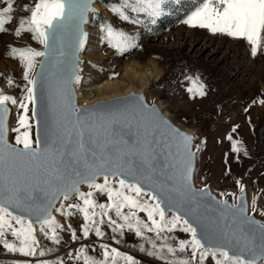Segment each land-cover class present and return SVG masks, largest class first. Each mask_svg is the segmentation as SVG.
<instances>
[{"label": "snow or ice", "instance_id": "snow-or-ice-1", "mask_svg": "<svg viewBox=\"0 0 264 264\" xmlns=\"http://www.w3.org/2000/svg\"><path fill=\"white\" fill-rule=\"evenodd\" d=\"M162 3L163 0H119L117 4L111 6V11L123 20L129 19L128 10L156 17L162 14ZM13 7V0H6L0 7V33L8 31L6 25L13 20L11 15ZM23 8L28 15L19 18L14 35L19 37L22 32L30 33L31 39L42 44L45 50L10 46L9 55L19 57L24 67L23 79L27 84L19 100L13 95L6 94L4 89H0V244L9 252H18L25 257L44 256L45 252L40 249V242L36 237L35 225L39 224V232L46 238L55 243L60 242V231L64 230V227L52 215V210L54 202L62 197L60 206L56 207L55 211L66 218L76 214L82 215L84 223L81 225V232L84 238H88L92 232L96 237H104L105 233L101 226L107 225L114 234L123 236L125 230L134 233L144 242L139 245L140 250L150 257L164 261V264H205L209 257L215 264H260V261L264 260V241L258 246L247 242L237 253L230 252L222 245H214L207 240L206 235L198 234L197 228L181 215L173 212L169 217L164 201L155 192L145 191L139 181L133 183L126 178L135 168L132 157L139 156L144 166L151 168V154L146 150V145H140L139 141L123 139L118 127L122 113L111 114L107 118L101 117L100 127L103 128L105 141L97 145L104 154L99 163H89L84 144L85 131H93L96 128L95 123L85 125L84 122L77 121L74 126L75 132L65 128L54 141V146L45 147L42 152L33 147V139L28 131L30 128L28 113L29 104H32V115L33 117L37 115L34 106L37 76L32 74L37 66L36 58L48 56L49 51L70 32L75 35L77 47L83 48L87 33L81 30L80 25L87 21L86 13L95 10L91 8L90 0H34L31 6L25 4ZM184 23L192 27L205 28L213 34L244 39L250 45L252 56H256L264 47V0H202V6L193 11ZM104 27L106 38L113 47L124 49L129 46V38L124 33L114 30L110 24ZM189 79L196 84L195 90L189 87V93L204 96L206 94L204 85L199 83V78ZM79 80L80 77L75 76L77 83ZM6 83L8 87L14 85L11 77L7 78ZM259 103L264 105V99L259 100ZM9 104L23 110L22 114H18L17 127L12 129L18 133L15 141L17 145H22L20 148L12 146L7 140ZM165 123L167 124V121ZM169 127L180 156L181 179L184 185L189 187L195 155L191 150L193 137ZM74 134L77 139L76 149L72 155L78 160H83L84 168L83 171L75 172V179L65 180L63 173L55 164L72 143ZM111 137L117 138L115 157L109 151L114 146ZM228 139L232 141L233 152L241 151L238 142L233 140L231 135ZM40 143L39 139L35 141L36 145ZM119 145H123L126 150H122ZM42 156L44 163L51 160L54 179L60 183L45 181L50 191L47 203L33 206L28 199L21 196L18 181L29 172L36 173L40 170ZM93 156L95 157V153ZM98 176L103 177L102 183L97 182ZM236 183L243 192L241 181L237 180ZM80 184H87L89 190L82 191ZM97 193L106 196L107 202H98ZM73 197L75 202L65 203ZM252 205L255 210V197ZM12 208H22L30 216L34 214L36 219L33 220L30 216L26 219L25 216L14 213ZM240 211L243 213V208ZM141 212L146 214V220L138 215ZM110 213H114L115 218ZM261 227L264 228V225ZM177 228L190 233V238L177 240L167 235ZM67 230L73 240L78 239L70 221ZM8 233L15 238V242L6 239ZM149 233H153L154 236L148 235ZM112 239L119 243L115 235ZM145 244L150 247L145 248ZM100 248L103 250L102 258L89 256L84 247L75 252L74 258L77 261L82 260L83 264H120L121 261L123 264H138L133 256L122 253L116 247L101 244ZM69 256L73 258V254L70 253ZM23 264L30 262L26 261ZM37 264H64V261L40 260Z\"/></svg>", "mask_w": 264, "mask_h": 264}, {"label": "rangeland", "instance_id": "rangeland-1", "mask_svg": "<svg viewBox=\"0 0 264 264\" xmlns=\"http://www.w3.org/2000/svg\"><path fill=\"white\" fill-rule=\"evenodd\" d=\"M118 2H96L97 10L90 16L88 36L82 50L80 85L87 89L93 84L119 79L123 65L132 60L140 64L155 61L162 68L163 75L149 87L152 96L176 120L197 130L202 139L199 177L209 176L218 185L235 186L245 173L249 190L257 193L264 202V105L259 103L264 99V47L252 56L250 45L244 39L213 34L205 28L185 24L184 20L202 6V0H163L161 15L151 17L144 12L128 10V20L111 11V6ZM5 3L6 0H0V7ZM33 3L34 0H13V20L6 25L8 31L0 33V87L11 77L18 93H22L27 84L23 79L24 67L19 57L9 55V51L10 46L35 49L39 45L38 41L31 39L30 33L22 32L19 37L14 35L19 18L28 15L23 6ZM108 24L129 38L127 48L112 46L106 38L104 26ZM197 77L204 85V96H194L188 91L189 87L196 88L189 78L194 80ZM229 135L238 142L241 151H232ZM100 199L99 202H107L106 196L100 195ZM110 214L115 218L114 213ZM138 215L146 220L145 213ZM69 221L76 230V240L67 230ZM59 223L64 227L60 231L59 243L39 233L38 241L44 256L25 257L18 252H9L0 244V264H23L26 261L37 264L40 260L57 259L63 260L64 264H83L82 260L74 258L75 252L84 247L89 256L102 258L101 244L133 256L138 264H164V261L141 251L139 245L144 242L127 230L121 236L102 225L104 237H96L92 232L84 238L82 215L66 218L59 214ZM113 235L119 243L112 239ZM148 235L154 236L153 233ZM167 235L179 240L187 239L188 233L176 229ZM6 239L15 242L10 233ZM147 247L150 245L145 244ZM205 264L215 262L209 257Z\"/></svg>", "mask_w": 264, "mask_h": 264}, {"label": "water", "instance_id": "water-1", "mask_svg": "<svg viewBox=\"0 0 264 264\" xmlns=\"http://www.w3.org/2000/svg\"><path fill=\"white\" fill-rule=\"evenodd\" d=\"M96 2L97 0H90L91 8L94 10H97ZM92 12L86 13L87 21L80 25L81 30L87 34ZM86 39L87 36L85 42ZM83 48L77 47L75 35L70 32L49 51L48 56L36 58L37 66L32 74L37 76V83L34 86V106L37 115L35 117L32 115V104H29L28 113L30 124L28 131L33 139V147L42 152L45 147L54 146V141L65 128L75 132L74 126L77 121H82L85 125L95 123L96 128L93 131H85L84 144L89 163H99L104 154L97 145L105 141L103 128L100 127L101 117L107 118L111 114L122 113L118 127L123 139L139 141L140 145H146V150L151 154V168L144 166L139 156L131 158L135 168L126 177L130 182L139 181L145 191L155 192L164 201L169 217L173 212L181 215L197 228L198 234L206 235L207 240L214 245H222L233 253L239 252L247 242L260 245L264 241V228L261 227L264 225V202L257 193L249 190L246 174L243 173L239 179L244 188L243 192L240 191L239 184L221 186L214 183L209 176L200 178L202 139L199 132L176 120L155 96L144 89L130 86L125 91L84 100L75 81V76L81 75ZM35 49L45 50L40 43ZM0 89H4L6 94L13 95L18 100L23 95V92L18 93L13 86L8 87L7 84ZM9 107L7 140L12 146L20 148L22 145H17L15 141L18 133L13 132L12 129L17 127L18 114H22L23 110L10 104ZM169 126L193 137L191 150L195 155L189 187H186L181 179L180 156L172 140ZM37 139L41 141L40 145L35 144ZM76 139L74 134L72 143L55 164V167L63 173L65 180L75 179V172L83 171L84 168L83 160H78L72 155L76 149ZM110 139L114 146L109 151L115 157L117 138ZM119 147L126 150L123 145ZM41 163L42 167L38 172H29L18 181L21 196L28 199L33 206L47 203L50 191L45 181L60 183L54 179L51 160L44 163L42 156ZM97 182L102 183L103 177L98 176ZM79 187L85 192L89 190L87 184H80ZM254 197L255 210L252 205ZM60 199L54 202L52 210V215L57 221L60 213H57L55 208L60 206ZM73 199L75 197L65 203H73ZM96 199L98 202L101 200L99 193L96 194ZM241 208L244 210L243 213L240 211ZM11 210L25 216L26 219L30 216L22 208ZM30 218L36 219L34 214ZM35 227L38 239L39 224ZM189 238L190 233L187 235V239ZM260 264H264V260L260 261Z\"/></svg>", "mask_w": 264, "mask_h": 264}, {"label": "bare ground", "instance_id": "bare-ground-1", "mask_svg": "<svg viewBox=\"0 0 264 264\" xmlns=\"http://www.w3.org/2000/svg\"><path fill=\"white\" fill-rule=\"evenodd\" d=\"M162 75L163 70L155 61H148L146 64H140L139 62L132 60L123 65L122 75L119 79L106 80L101 83L93 84L87 89L80 85L79 80L78 87L84 100H91L97 96L125 91L130 86L134 85L137 89H144L152 95L149 91V87Z\"/></svg>", "mask_w": 264, "mask_h": 264}]
</instances>
